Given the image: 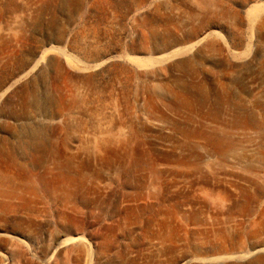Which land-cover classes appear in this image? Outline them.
<instances>
[{
	"label": "rangeland",
	"instance_id": "obj_1",
	"mask_svg": "<svg viewBox=\"0 0 264 264\" xmlns=\"http://www.w3.org/2000/svg\"><path fill=\"white\" fill-rule=\"evenodd\" d=\"M8 189L0 264H264V0H0Z\"/></svg>",
	"mask_w": 264,
	"mask_h": 264
},
{
	"label": "bare ground",
	"instance_id": "obj_2",
	"mask_svg": "<svg viewBox=\"0 0 264 264\" xmlns=\"http://www.w3.org/2000/svg\"><path fill=\"white\" fill-rule=\"evenodd\" d=\"M218 143H220V145L223 147V149H224L225 151H228V150L231 151V149L233 148L232 143H221L220 141H218ZM29 189H30V188H29ZM32 189H35V187H32ZM0 193H1L2 195H5L6 197H11V196L19 197V196H20V192H16V191H14V190H10V189H8V190H4V191L0 190ZM29 195H30V194H29ZM31 199H32V198H31ZM4 212H5V210H4Z\"/></svg>",
	"mask_w": 264,
	"mask_h": 264
}]
</instances>
